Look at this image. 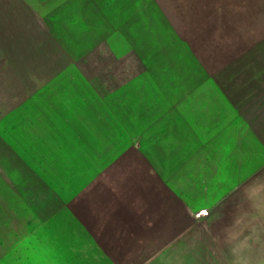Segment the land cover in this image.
<instances>
[{
    "label": "rangeland",
    "instance_id": "374dc122",
    "mask_svg": "<svg viewBox=\"0 0 264 264\" xmlns=\"http://www.w3.org/2000/svg\"><path fill=\"white\" fill-rule=\"evenodd\" d=\"M82 2L80 24L46 32L0 0V264H129L97 175L136 161L138 102L211 88L233 114L209 148L240 169V192L185 262L264 264V0Z\"/></svg>",
    "mask_w": 264,
    "mask_h": 264
},
{
    "label": "crops",
    "instance_id": "0c3cea01",
    "mask_svg": "<svg viewBox=\"0 0 264 264\" xmlns=\"http://www.w3.org/2000/svg\"><path fill=\"white\" fill-rule=\"evenodd\" d=\"M16 2L29 9L35 23L46 32L59 30V25L63 30L66 20L80 24L82 5L86 6L82 0ZM155 95L159 94L137 104L143 117L137 116L134 122L144 130L136 137L142 144L136 161L121 156L122 163L101 169L95 188H103L112 203L120 206L115 216L121 217V251L132 257L129 264H188L185 260L202 255L197 241L203 237L195 230L204 224H219L228 193L232 191L235 207V194L240 192V169L223 167L222 152L209 148L211 143L220 142L210 132L226 125L233 104L227 102L222 88L197 89L184 94L179 102L165 95L154 99ZM226 175L236 176L231 190L226 191L219 178L207 183L208 176ZM247 216L250 223L251 209Z\"/></svg>",
    "mask_w": 264,
    "mask_h": 264
}]
</instances>
